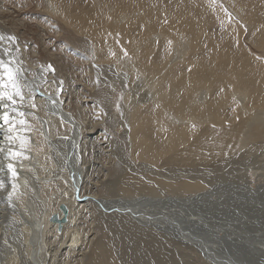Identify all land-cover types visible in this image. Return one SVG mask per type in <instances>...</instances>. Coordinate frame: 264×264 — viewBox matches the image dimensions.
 <instances>
[{
  "label": "bare ground",
  "instance_id": "bare-ground-1",
  "mask_svg": "<svg viewBox=\"0 0 264 264\" xmlns=\"http://www.w3.org/2000/svg\"><path fill=\"white\" fill-rule=\"evenodd\" d=\"M5 4L0 7V59L12 60V66L20 69L24 100L15 98L16 112L10 103L7 109L3 107L7 101L0 102V113L8 111L12 118L9 124L3 123L0 264L110 263L97 253L96 247L103 243L91 235L97 224L94 211L102 219H126L165 235L176 246L169 248L171 253L184 251V264L264 261L258 253L264 252L259 247L260 240L264 242V162L260 159L264 156V0H49L44 11L40 9L42 15L37 16L53 33H61L66 26L83 35L88 41L86 53L103 55L107 63L119 65L122 58L130 59L124 64L136 82L133 87L138 93L133 91V97L138 96V103L151 98L143 107L137 104L131 131L125 133L136 164L138 160L164 161L206 166L216 175L219 171L224 174L210 181L203 177L205 183L193 181L191 175L171 183L156 181L165 193L142 184L140 187L155 194L142 197L129 194L132 189L138 193L139 183L132 178L134 186L122 190L128 194L114 200L101 197L99 182L96 185L91 180L93 166L84 146L92 145L97 126L90 127L86 119L79 121L66 109L78 92L72 79L59 81L62 66L49 49L42 46L38 57L24 49L28 41L21 32L29 29L19 20L24 13ZM38 37L43 39L40 34ZM43 55L50 66L37 68L35 61ZM129 78L125 75L121 80L130 87ZM65 93L70 94L65 97ZM144 108L151 113L145 116ZM21 119L24 125L18 123ZM181 120L189 124H181ZM120 126L119 122V130ZM37 135L43 139V154L35 151ZM8 136L26 140L25 147L21 148L20 139L9 141ZM10 151H22L23 155L9 161L6 156ZM47 156L53 161L48 168L44 162ZM251 156L258 160L251 168H235L239 160ZM9 162L17 171L14 180H10ZM48 188L52 195L46 194ZM160 193L166 197H158ZM126 198L135 200H123ZM61 205H67L70 214L59 230L50 218L57 213L64 217ZM74 205L88 209L92 222L84 223L87 214L83 219L74 217ZM252 218L259 221L254 223ZM106 252L105 246L101 253ZM174 256L170 255V264L175 263ZM114 259L116 264L125 263L117 255Z\"/></svg>",
  "mask_w": 264,
  "mask_h": 264
},
{
  "label": "rangeland",
  "instance_id": "rangeland-1",
  "mask_svg": "<svg viewBox=\"0 0 264 264\" xmlns=\"http://www.w3.org/2000/svg\"><path fill=\"white\" fill-rule=\"evenodd\" d=\"M5 2H6L5 5L8 9H13V8L17 10L20 9L22 14L24 13L22 18L19 17V20L21 19L22 21L24 20V23H27L29 26V29H27V31L21 32V34L25 37V41H28V45H25L24 49L29 53L33 51L32 53L33 55L31 56H35V57H38L37 55L38 52L39 53L42 52L41 51L42 49L40 50L42 46L46 50L49 49L48 52L54 54L57 57V60L60 61L59 63L62 66L61 67L62 69L59 71V81L60 79L62 81L65 78L68 80L72 79L71 81L73 82V86L78 92H76V95L73 96L72 100L66 103L68 104L66 106V109L70 113H72L76 118H78L79 121H81L82 119L83 120L86 119L90 121L91 123L90 127H92V125L97 126V129H95L93 137L91 138L92 145L89 146L86 144L84 147L85 150H88V154H89L88 160L93 166L91 180L96 185H98L99 182V187L97 188V190L101 197L108 198L111 200L123 198L125 196L124 194H128V193L122 192V190L128 187V185L134 186V184L132 183L134 182V180L132 178L137 179L136 181H138L139 183L138 193H136L135 190L132 189L133 191H130L129 194H135L138 195V197L139 196L142 197L141 196L142 194L143 195L154 194V192L150 191L151 189H155V191L157 190L158 193L159 191L163 190V192L165 193L164 188H162L161 186L159 187V184L156 183V181L164 182L165 180H168V182L171 183L174 181L176 182L179 179H184L188 175H191L194 177L193 181L201 180L202 183H205L203 179L207 180L206 178H208V180L210 181L212 178L219 176V174L220 175L223 174L222 173L223 171H219L220 173L218 172L216 175V172H213V170H210V167H206V166L190 167V166H184L181 163H173L170 165L168 163H164V161H160L157 164H153V162L151 161L144 160L143 162L142 160H138L136 164L131 158V148L127 140L128 136H125V133L131 131L130 123L133 120L134 112L138 107L139 103H140V107H143L145 106V104L150 103L151 98L149 96L147 97V99H145V101L142 100L144 102L141 101L138 103V96L136 95V97H133L134 94L133 91L137 92L136 88H134L136 82L133 80V78H131L133 74L130 75L131 72L129 68L126 67L124 64V62H127L130 59L122 58L121 60L122 65H119L118 63L113 64L112 62L107 63L106 62L107 59L105 58V56L103 57V55H98L94 57L93 53H91V55L86 53L84 49L86 50L88 49L89 52L88 41L87 40L84 41L82 37L83 35L78 33L73 27L70 28L64 26L62 27L63 30L61 31V33L57 34L56 31L53 33L50 30V28H48L47 25H42L44 19L40 17L42 14L39 11L40 9L42 10L43 7L45 8L48 6L49 0L48 1L47 0H0V7L1 4ZM37 13H40L38 14L40 16H37ZM41 29L43 31H41ZM222 29H223V23L221 22V26L219 27V32H221ZM38 34L42 35L43 37V39L41 38L42 41L38 37ZM35 38L38 40L39 43L35 41ZM247 38L248 36L245 35V41ZM34 42H36V44ZM251 49H252L251 51H253L255 54L259 53L258 50L254 48ZM76 51L79 53V54L77 53L78 55L74 54ZM84 55L88 57L90 61L87 60ZM101 56L103 57L102 61L100 60ZM83 58H85L86 60ZM35 64L37 65L36 66L37 68L38 67L48 68L50 66V62L48 61L46 55H43L39 61H35ZM63 67L65 71H62ZM118 69L120 70V72H118ZM126 71L128 73H126ZM124 74L128 78L130 77L129 80L131 79L130 87L128 83H126L124 80H121V78H125ZM66 83L65 85L68 84ZM163 85L166 84L161 82V86ZM138 86L142 87L139 82H138ZM131 87L133 90L131 89ZM67 94L65 93V97ZM133 102L135 103L134 105H132ZM142 103H144V105ZM142 111L145 116L151 113L146 108H144ZM119 122L121 124L120 130L118 129L119 126L117 127V124H119ZM180 123L189 124L185 120L183 121L181 120ZM174 126L176 127L179 125L175 124ZM101 131L106 132L110 136V138H107L106 136L104 137ZM62 132H64V129L62 130ZM121 134H123V136ZM36 137H37L36 139L37 146L35 147V151L40 154L42 153V149H44L42 143L43 139L42 137H38V135ZM166 137H168V135ZM154 142L156 143V141ZM120 149L122 150L120 151ZM115 153H117L118 156ZM260 159L262 160V162H264V156L261 157ZM256 161H258L257 158L256 157L252 158V156L249 157L248 160L241 159L239 160V163L241 165L238 164L237 166H235V168H239L242 170L243 169L242 167L244 165H250L249 167L251 168V165H253ZM44 162L45 165L47 164V168L49 167L50 164L52 165L53 163V161L49 159L48 156L45 158ZM106 171L109 172L108 177L106 176ZM121 173H123V175H121ZM250 174L254 176L253 172ZM182 175L183 177H181ZM223 175L222 177H224ZM173 176L175 177V179ZM178 177L180 178L178 179ZM142 184H151L152 186L149 190L148 188L140 187V185ZM52 193H53L52 190H50L49 188L46 189L47 195H52ZM158 197H166V195L161 194V196ZM123 200L132 201L135 199L126 198ZM71 209L74 214L73 215L74 217L83 219L85 218V214H87L86 216L87 218L86 221H84V223H87L88 225L89 223L92 222L91 221L92 216L91 213H89L88 209L82 208L80 206L78 207V205L72 206ZM54 211L55 210L52 209L51 213H53ZM48 213L50 214V210ZM93 214L95 215L93 216V220H96L98 225L97 224L95 225V231H93L91 235H93V237L95 238L97 236V240L103 243L102 247H96V250L97 253L103 255L104 258H106L110 262L108 264H113V263L116 264V261L114 259L115 255H117L120 260L124 261L125 262L124 264H134V261L136 262L137 259H138V264H162L164 260L167 261V264H170L171 254L175 255L173 257L175 263L173 264H184V251L183 250L178 251L176 249L174 253H171L170 249L171 247L174 246V244L165 235L159 234L154 230L150 229L149 227L142 228L139 225H135L134 223L126 219L107 218L105 220L102 219V216L99 215L97 211H94ZM252 220L254 221V223L259 221V219H253V218ZM86 236L89 235L87 234ZM260 241H261L260 245L259 244L257 245H259L260 248L264 249L263 246L264 242L262 240ZM105 246H106V251L109 252V254L107 252L101 253L102 248ZM130 247H132V249ZM250 249L252 248H249L248 250ZM125 252H127V254H125ZM258 253L259 255L262 254L264 256L263 254L264 252L258 251ZM248 254L251 255V252L248 251ZM244 256L246 259H249L248 256L246 255ZM256 263L264 264V261L263 262L256 261ZM71 264H80V263L77 261L76 262L71 261Z\"/></svg>",
  "mask_w": 264,
  "mask_h": 264
},
{
  "label": "snow or ice",
  "instance_id": "snow-or-ice-1",
  "mask_svg": "<svg viewBox=\"0 0 264 264\" xmlns=\"http://www.w3.org/2000/svg\"><path fill=\"white\" fill-rule=\"evenodd\" d=\"M3 37L0 36V40H2ZM10 40L14 39V37H9ZM5 55H8L7 52H5ZM127 55V53H125ZM14 61L12 60H4L0 59V102L7 101L8 103H4L3 107L7 109L9 107V103L13 106L12 111L16 112L17 109L14 107L17 103V100L15 98H19V100L22 102L24 100V95L22 93V85L19 80L20 76V69L18 67H13ZM32 107H35V104L32 103ZM18 115L23 116L24 113H18ZM12 118L10 117V113L8 111H3L0 113V120L3 121L5 125L10 123V120ZM18 123L20 125H24L25 121L23 119L19 120ZM15 126V123H12V126L8 127L7 132L11 133L13 131V127ZM2 127V126H0ZM9 141H12L14 139H20L21 140V148L25 147L26 140L22 139L21 137H12L8 136ZM2 151V150H0ZM23 155L22 151H10L8 155L6 156V159L9 161L15 160ZM8 172L11 174L10 180H14L17 177V171L14 168L13 164L11 162L7 165ZM4 187V182L2 179H0V188ZM12 188L15 189L16 185L15 183L12 184ZM12 193H9V200H11Z\"/></svg>",
  "mask_w": 264,
  "mask_h": 264
},
{
  "label": "water",
  "instance_id": "water-1",
  "mask_svg": "<svg viewBox=\"0 0 264 264\" xmlns=\"http://www.w3.org/2000/svg\"><path fill=\"white\" fill-rule=\"evenodd\" d=\"M60 210L62 211L64 217L60 218V214H55L51 217V222L59 226V230L62 229L63 224H66L69 219L70 210L67 205H61Z\"/></svg>",
  "mask_w": 264,
  "mask_h": 264
}]
</instances>
